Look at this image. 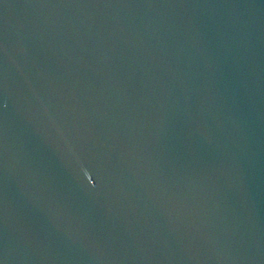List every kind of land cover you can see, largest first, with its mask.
I'll list each match as a JSON object with an SVG mask.
<instances>
[{
  "label": "water",
  "instance_id": "obj_1",
  "mask_svg": "<svg viewBox=\"0 0 264 264\" xmlns=\"http://www.w3.org/2000/svg\"><path fill=\"white\" fill-rule=\"evenodd\" d=\"M0 264H264V0H0Z\"/></svg>",
  "mask_w": 264,
  "mask_h": 264
}]
</instances>
